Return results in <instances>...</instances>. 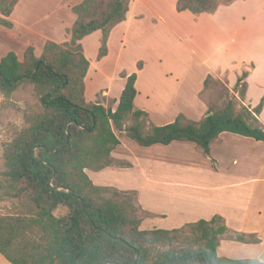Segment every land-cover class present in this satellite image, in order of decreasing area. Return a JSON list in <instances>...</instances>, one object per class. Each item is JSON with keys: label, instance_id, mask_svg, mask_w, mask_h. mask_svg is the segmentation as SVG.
Returning <instances> with one entry per match:
<instances>
[{"label": "trees", "instance_id": "16d2710c", "mask_svg": "<svg viewBox=\"0 0 264 264\" xmlns=\"http://www.w3.org/2000/svg\"><path fill=\"white\" fill-rule=\"evenodd\" d=\"M18 1L0 0L1 25L12 26L7 17ZM231 1L177 0L176 10L211 13ZM127 3L82 0L72 7L76 19L69 41L48 40L39 55L30 45L22 60L13 51L0 58V92L9 96L21 84H31L39 99L25 112V126L3 147V194L16 203L0 213V254L11 264H264L217 254L219 238L227 230L220 216L171 229H141L135 192L96 185L87 174L86 169L112 164L111 152L120 143L116 132L144 147L192 142L207 154L211 141L224 131L264 141L258 119L264 95L253 108L237 107L234 97L218 109L209 107L200 121L182 122L187 119L180 115L155 125L134 105L133 72L126 76L114 110L85 101L89 61L80 40L100 30L98 58L104 56L110 28L125 19ZM248 72L238 76L233 88L241 100ZM234 239L258 242L251 234L237 233Z\"/></svg>", "mask_w": 264, "mask_h": 264}, {"label": "crops", "instance_id": "0c3cea01", "mask_svg": "<svg viewBox=\"0 0 264 264\" xmlns=\"http://www.w3.org/2000/svg\"><path fill=\"white\" fill-rule=\"evenodd\" d=\"M81 1L62 0L54 10L49 0H19L7 17L12 26L0 24V58L13 51L20 60L30 45L39 55L48 40L58 44L69 41L76 19L72 7ZM176 2L128 0L125 19L110 28L107 52L100 58V30L80 40L89 61L84 77L87 103L100 102L114 110L126 76L136 72L134 105L145 110L153 124L163 125L180 115L186 119L196 114L204 117L210 107L202 98L204 80L226 79L233 91L238 76L248 68L246 95L241 102L250 108L258 104L264 95V0H233L220 4L214 12L200 14L178 12ZM105 70L121 78L114 90L111 78L107 87L102 83ZM192 70L195 74H187ZM108 102L112 106H107ZM258 119L264 125V105ZM121 145L120 141L111 152L112 164L103 169L129 164L127 155L148 157L128 142L126 148ZM159 145L163 144L150 146ZM199 151L197 159L189 160L190 166L147 176L151 184L147 188L132 181L102 179V175L92 181L135 192L142 209L172 228L220 216L227 230L219 238L217 254L264 261V141L224 131L211 141L208 154ZM164 156L169 158L156 155L154 162H163ZM113 159L124 164L113 163ZM144 191L153 199L160 196L163 210L144 202ZM237 233L251 234L258 242L237 241ZM0 255V264H11Z\"/></svg>", "mask_w": 264, "mask_h": 264}, {"label": "rangeland", "instance_id": "374dc122", "mask_svg": "<svg viewBox=\"0 0 264 264\" xmlns=\"http://www.w3.org/2000/svg\"><path fill=\"white\" fill-rule=\"evenodd\" d=\"M60 1L62 0H49L48 4H51L53 9L55 10ZM51 17L52 20H54L55 16H51ZM22 58L23 56L20 58V60H22ZM105 72L107 75H105L102 78V83L107 87L108 84H110L108 78H111L112 80L111 84L114 90L117 87V85L120 83L121 78L116 76L115 72L112 70H105ZM189 73L195 74L193 70L190 72L187 71V74ZM226 82H227L226 79L221 80V79H214L212 77L208 79V82L202 94V98L206 101L207 105L210 106L212 109L220 108L225 101L234 97L237 100V107H239V104L244 105L241 102V99H239L238 93L228 88ZM38 103H39L38 96L35 93L34 88L31 84H21L9 96H5L0 92V213L8 212L9 208L16 203L14 199L9 198L8 196L3 194V188H4L3 173L5 170L4 158H3L4 144L7 141H9L19 129L25 126L26 124L24 117L25 112L36 107ZM107 106H112V103L108 102ZM202 118L203 117H200L198 116V114H196V116H194L193 118L182 120V122H186L188 120L200 121ZM116 134L118 135L119 140L122 142L121 147L126 148L128 142L131 144V146H133V149L137 148L136 150L138 153L141 152L146 153L148 157L141 156L140 154L137 157L127 155L126 159L129 161V164L122 165L121 167H114V168L107 167L103 170H98V171L86 169L87 174L90 176V178L93 181H97V177L99 175H102L103 176L102 179H106L109 181H119L121 183L122 181H128V182L132 181L133 185L140 186V188L143 189L151 185L149 180H147L148 179L147 176L152 177L154 172L155 173L158 172L159 175H162L163 170L167 171V169L175 170L177 172L179 168L190 166L189 160L191 161L195 160L200 156L198 155L200 152L199 151L200 148L197 147V145L192 142L174 141L171 145H169V147L166 145H159L160 147H156V146L144 147V146H140L134 140L130 139L125 132H116ZM133 149L131 150L132 154L134 153ZM161 154L164 155L167 154L169 158H166V156H164L165 158L163 159V162H160L159 160L154 162L153 158L156 157V155H159L160 157ZM179 157H183L185 158V160L183 159L179 160L180 159ZM149 162H153L154 166L152 163ZM113 163L124 164L123 161L114 160V159H113ZM162 163H165V165H162ZM157 164H161V165H157ZM170 173L177 174L173 172ZM158 188L159 190H162V188L160 187ZM142 195H143L142 199L148 205H157L154 208L163 210L162 201L159 199L160 196H156L157 199H153L152 196L148 197L147 191H144ZM122 198L123 196L119 197L118 199H122ZM136 200H137L136 194L135 195L133 194V203L137 207V215L141 220V224H140L141 229H152L155 227L171 229L173 227L169 223L162 222L160 217H155V216L151 217V214H149L147 211L142 209L138 205ZM0 257L3 258L1 255ZM6 264L8 263L6 262Z\"/></svg>", "mask_w": 264, "mask_h": 264}]
</instances>
